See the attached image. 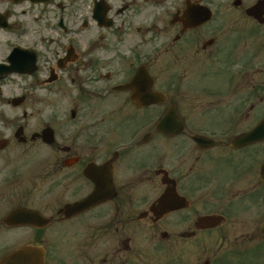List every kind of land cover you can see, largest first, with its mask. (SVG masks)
<instances>
[{"label":"flooded vegetation","instance_id":"1","mask_svg":"<svg viewBox=\"0 0 264 264\" xmlns=\"http://www.w3.org/2000/svg\"><path fill=\"white\" fill-rule=\"evenodd\" d=\"M262 122L264 0H0V264H264Z\"/></svg>","mask_w":264,"mask_h":264},{"label":"rangeland","instance_id":"2","mask_svg":"<svg viewBox=\"0 0 264 264\" xmlns=\"http://www.w3.org/2000/svg\"><path fill=\"white\" fill-rule=\"evenodd\" d=\"M51 114H52V111L50 110V109H45V111L43 112V116H45V117H48V116H51ZM237 200L238 199H236L235 201L237 202ZM172 231H175V229L173 228L172 229ZM204 246H207V243H205L204 245H203V248H204ZM171 247L172 248H177L178 246H176V245H171ZM210 247L213 249V247H212V245H210ZM167 249H169L168 248V245H167ZM177 249H179V247L177 248ZM209 250H210V248H209ZM171 252H167V260L168 259H171V255H172V253L170 254ZM188 254H192V253H188ZM148 256V253H147V251H145L144 253H143V257H144V261L146 260V257ZM156 256H159V255H156ZM194 258H195V260H194ZM201 258V254L198 256V257H195V255H190V256H188V261L189 262H191V263H195L196 261H198L199 259ZM179 259H180V256L177 258V262L176 263H180V261H179ZM164 260V259H163Z\"/></svg>","mask_w":264,"mask_h":264},{"label":"water","instance_id":"3","mask_svg":"<svg viewBox=\"0 0 264 264\" xmlns=\"http://www.w3.org/2000/svg\"><path fill=\"white\" fill-rule=\"evenodd\" d=\"M264 123L258 126L255 130L239 138L237 145H244L256 141L263 137Z\"/></svg>","mask_w":264,"mask_h":264}]
</instances>
